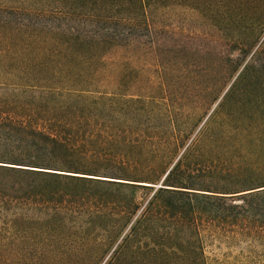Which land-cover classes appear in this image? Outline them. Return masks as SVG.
<instances>
[{
    "label": "trees",
    "instance_id": "trees-1",
    "mask_svg": "<svg viewBox=\"0 0 264 264\" xmlns=\"http://www.w3.org/2000/svg\"><path fill=\"white\" fill-rule=\"evenodd\" d=\"M55 1L56 24L49 9L0 7V73H20L0 81V264H207L208 230L264 237V0ZM173 5L219 31L184 120L169 111L170 63L143 107L95 88L106 55L152 38L154 9ZM217 160L208 184L199 172ZM8 237L97 238L26 256Z\"/></svg>",
    "mask_w": 264,
    "mask_h": 264
},
{
    "label": "rangeland",
    "instance_id": "rangeland-1",
    "mask_svg": "<svg viewBox=\"0 0 264 264\" xmlns=\"http://www.w3.org/2000/svg\"><path fill=\"white\" fill-rule=\"evenodd\" d=\"M1 6L49 9L52 16L49 19L50 23L59 22L55 16L60 14V7L55 0H0ZM250 6L247 5L246 8ZM153 19L152 38L143 32L137 44L112 50L106 55L104 70L101 75H95L97 80L95 88L109 96L117 95L123 103L143 107L155 97L162 95L164 79L161 74V63H170L172 67L166 71L169 74L166 76L167 80L165 79L166 87L168 83L170 84L173 102L169 111L179 120H184L194 114L200 97L204 94L201 77L211 79L214 76L211 60L215 59L219 47H216L217 43L214 40L208 41L205 37H208L209 33L215 38L219 31L208 27L206 18L201 13L184 5L156 8ZM14 61L15 59L10 60V63L13 64ZM190 65H193L194 71ZM14 66L10 65L4 69L5 75L0 73V81L19 79L17 75L20 73ZM0 90L3 91L1 88ZM30 90L43 91V88L36 87ZM221 96L211 102L207 115L217 106ZM241 135L242 133L237 137ZM237 137L233 138L236 142ZM242 141L244 144L247 142L246 139ZM220 168V162L217 160L210 168L202 164L199 173L203 172L202 179H208L209 184L212 180L217 181L215 173ZM163 180L164 177L155 186L161 187ZM216 186L211 184V187ZM93 238L97 237H8V242L18 248H24L22 254L26 256L49 252L48 255H51L53 251L62 255H72L77 251L75 246L78 242ZM201 240L207 264H264V237H215L212 230H208ZM57 242L60 245H57ZM52 247L55 249L51 252Z\"/></svg>",
    "mask_w": 264,
    "mask_h": 264
}]
</instances>
